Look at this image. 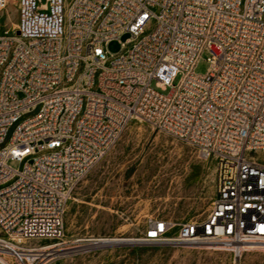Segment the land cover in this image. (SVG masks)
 I'll return each mask as SVG.
<instances>
[{
  "label": "built area",
  "instance_id": "built-area-1",
  "mask_svg": "<svg viewBox=\"0 0 264 264\" xmlns=\"http://www.w3.org/2000/svg\"><path fill=\"white\" fill-rule=\"evenodd\" d=\"M8 3L0 0V14ZM18 8L17 25L0 32L1 264L62 256L74 189L133 120L194 146L216 179L203 219L150 217L137 243L235 260L264 249V0H18ZM125 32L120 52L105 50ZM204 53L210 66L198 74Z\"/></svg>",
  "mask_w": 264,
  "mask_h": 264
},
{
  "label": "rangeland",
  "instance_id": "rangeland-1",
  "mask_svg": "<svg viewBox=\"0 0 264 264\" xmlns=\"http://www.w3.org/2000/svg\"><path fill=\"white\" fill-rule=\"evenodd\" d=\"M19 19L18 0H9L0 14V32L16 26ZM129 35L122 33L108 42L105 50L120 52L121 42ZM207 57V53L202 55L196 73L207 72ZM178 81L179 77L174 83ZM170 89L158 88L164 93ZM258 158L264 161V152ZM215 184L211 159L151 124L133 120L74 189L65 215V254L54 264H264L263 248L235 260L229 253L206 247L137 243L136 237L143 235L150 217L175 223L203 219L210 209ZM99 237L133 240L82 248L92 242L87 239Z\"/></svg>",
  "mask_w": 264,
  "mask_h": 264
},
{
  "label": "bare ground",
  "instance_id": "bare-ground-1",
  "mask_svg": "<svg viewBox=\"0 0 264 264\" xmlns=\"http://www.w3.org/2000/svg\"><path fill=\"white\" fill-rule=\"evenodd\" d=\"M92 242H90L87 246L82 247V248H91V247H97V246H102L106 243L109 244H116L119 242H126V241H132L133 238H120V237H111V238H105V237H99V238H92ZM132 243V242H131ZM65 249L60 251V254L62 255L64 253ZM65 254V253H64ZM67 254V252H66Z\"/></svg>",
  "mask_w": 264,
  "mask_h": 264
}]
</instances>
